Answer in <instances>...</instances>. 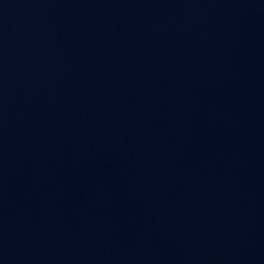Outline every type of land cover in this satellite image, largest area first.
Segmentation results:
<instances>
[{
  "label": "water",
  "instance_id": "95a60500",
  "mask_svg": "<svg viewBox=\"0 0 264 264\" xmlns=\"http://www.w3.org/2000/svg\"><path fill=\"white\" fill-rule=\"evenodd\" d=\"M0 264H264V0H0Z\"/></svg>",
  "mask_w": 264,
  "mask_h": 264
}]
</instances>
